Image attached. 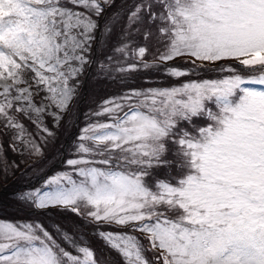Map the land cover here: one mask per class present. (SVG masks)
I'll use <instances>...</instances> for the list:
<instances>
[{
    "label": "snow or ice",
    "instance_id": "6c2138e0",
    "mask_svg": "<svg viewBox=\"0 0 264 264\" xmlns=\"http://www.w3.org/2000/svg\"><path fill=\"white\" fill-rule=\"evenodd\" d=\"M115 9V0H0V135L21 155L43 157L55 135L44 117L59 126L95 63L94 45H107L125 18L121 55L100 69L121 82L148 69L180 81L101 101L65 170L16 201L37 217H82L118 264H264V0ZM133 33L142 46L126 42ZM168 144L183 175L149 185L154 168L173 163ZM55 232L60 240L38 218L0 220V264H114L75 233Z\"/></svg>",
    "mask_w": 264,
    "mask_h": 264
},
{
    "label": "trees",
    "instance_id": "16d2710c",
    "mask_svg": "<svg viewBox=\"0 0 264 264\" xmlns=\"http://www.w3.org/2000/svg\"><path fill=\"white\" fill-rule=\"evenodd\" d=\"M132 0H115L116 9L120 10L123 6L129 5ZM126 18L121 24L116 26V29L107 42V45L99 44L93 47V63L90 67L86 68L84 74L79 78L80 85L76 93V98L73 99L69 111L64 114V117L60 125L55 128L51 118L45 116V124L55 133L54 137H50L48 142L43 146L44 155L42 158L28 156L27 159H23V155L13 151L9 147V136L0 135L1 143L4 144V154L7 155L9 160L15 157V163L17 168L14 169L11 176L2 179L0 185H3L0 191V220L17 221L24 219H39L42 221L53 234L56 235V239L60 240L59 234L55 232L56 226H60L63 231L75 233L82 240L93 247L98 256L107 257L110 256L114 261V264H118L119 257L110 252L109 249L104 247L102 241L95 235V229L92 225H89L85 220L68 211H52L45 215L36 216L34 212L27 208L19 207V204L15 200V192L22 189L25 182L29 183V186L33 187L39 184L38 180L42 182L45 176H50L59 170L65 169L63 161L71 154L74 149V141L80 134V130L88 123L89 114L96 111L97 106L101 101L110 97H116L121 95L127 88H146V87H165L172 86L179 83L177 78H168L163 76L161 72L155 69L141 70L127 78L124 82L119 79L120 74L116 72H109L107 70H101L99 67L100 62L107 63L108 56L120 57V53L114 52V48L120 45V41L124 39L121 35V29L126 27ZM126 42L130 44V47L142 46L144 41L139 34L133 33L130 39ZM153 52V50H151ZM147 60L153 61V55L148 54ZM129 62H132L129 60ZM114 64V61L112 62ZM180 61H171L170 64H179ZM226 63H232L227 61ZM235 62H233L234 64ZM214 74L208 73L205 78H211ZM187 79V78H184ZM147 80V82H145ZM97 119V118H92ZM100 120L106 119L100 117ZM29 132L35 134V126L28 120H22ZM195 123L198 126H206L208 121L203 118H198ZM185 127H188L185 125ZM189 131H193L191 127H188ZM168 152L164 159L171 160L173 163L170 167L161 166L152 170V176L147 178L149 185H153L155 180L164 179L172 183H176L183 175V170L177 167L176 157L173 155L174 145L168 144ZM20 154V158L19 155ZM23 156V157H22ZM2 164H0L1 166ZM25 190V189H24ZM21 214V215H20ZM23 215V216H22ZM107 228V226H105ZM113 228L115 226H112ZM62 242V241H61Z\"/></svg>",
    "mask_w": 264,
    "mask_h": 264
},
{
    "label": "rangeland",
    "instance_id": "374dc122",
    "mask_svg": "<svg viewBox=\"0 0 264 264\" xmlns=\"http://www.w3.org/2000/svg\"><path fill=\"white\" fill-rule=\"evenodd\" d=\"M151 50H153V52H154V49H151ZM233 62H235V61H232V63ZM168 63H170V62H168ZM37 99H39L38 97H37ZM66 114V113H65ZM48 118L50 119L51 118V120H52V122H53V127H54V121H53V118L52 117H50V116H48ZM44 119H45V117H44ZM62 121V120H61ZM61 121H60V123H61ZM45 122V121H44ZM60 125V124H59ZM55 128H57V127H55ZM1 138V137H0ZM10 142V137H9V141H8V143ZM0 144H2L1 143V139H0ZM4 144H3V150H2V153H0V164H2L1 166H0V182H1V180L2 179H5V178H7V176H11V174H12V172L14 171V169L15 168H17L18 166H17V164L15 163V160H14V158L15 157H12L10 160H9V158L7 157V155L6 154H4ZM19 155V158H20V154H18ZM23 156H25V157H23ZM22 157H23V159H27V157L28 156H30V155H28L27 153H25L24 155H23ZM31 157V156H30ZM34 157H36V156H34ZM63 170H65V169H63ZM59 171H61V170H59ZM58 171V172H59ZM45 177H47V176H45ZM37 182H39V184H37L36 186H39L40 184H41V181H37ZM25 186L23 185L22 187H24V188H22V189H19V190H17L14 194H16V193H18V192H21V191H24V189L26 190V189H29V188H32L31 186H29V183L28 182H25ZM35 185V184H34ZM33 185V187H36V186H34ZM2 188H3V185H0V191L2 190ZM14 201H16V199L15 200H13V202ZM18 203V202H17ZM19 204V203H18ZM19 207H21L22 209L23 208H25V207H23L21 204H19ZM21 215V214H20ZM23 216V215H22ZM2 220V219H1ZM20 220H22V219H20Z\"/></svg>",
    "mask_w": 264,
    "mask_h": 264
}]
</instances>
